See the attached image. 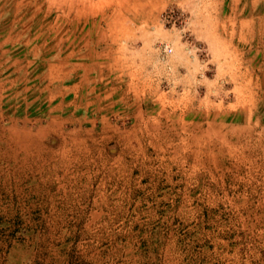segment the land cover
<instances>
[{
  "label": "rangeland",
  "instance_id": "374dc122",
  "mask_svg": "<svg viewBox=\"0 0 264 264\" xmlns=\"http://www.w3.org/2000/svg\"><path fill=\"white\" fill-rule=\"evenodd\" d=\"M0 264H264V0H0Z\"/></svg>",
  "mask_w": 264,
  "mask_h": 264
},
{
  "label": "crops",
  "instance_id": "0c3cea01",
  "mask_svg": "<svg viewBox=\"0 0 264 264\" xmlns=\"http://www.w3.org/2000/svg\"><path fill=\"white\" fill-rule=\"evenodd\" d=\"M107 25H108V30L112 31V36H113L111 39H109L111 42H108V44L105 47L106 56L110 58L107 61V63H108V66L110 69H112L110 66L114 67V69H112L113 70L112 75L114 77L115 76L120 77V75L124 74V70H121V69H124L123 65H121V67H120L119 65H115V64H120V62L124 63V59H121V58H123V56L126 54V52L129 51V48H127L126 46H124L121 43V39L124 40V34H125L124 32L126 30L130 31V26H129V23L127 22V19H125V17L120 18L118 20H116L115 18L111 19V20L107 21ZM131 31H132V29H131ZM125 50H127V51H125ZM115 68L118 70V73H116V74H115ZM134 84H135L134 86H137V83H134ZM128 85H129V83H128ZM125 104H127V103L125 102ZM145 116L146 115H142V118H139V117L133 118V121L134 122L136 121L135 124H140L141 121L143 123V120L144 121L145 120L151 121L150 118H146ZM150 117H152V116H150ZM137 120H138V122H137ZM141 125L142 124L139 125V128H141L140 127Z\"/></svg>",
  "mask_w": 264,
  "mask_h": 264
},
{
  "label": "built area",
  "instance_id": "2783aa9c",
  "mask_svg": "<svg viewBox=\"0 0 264 264\" xmlns=\"http://www.w3.org/2000/svg\"><path fill=\"white\" fill-rule=\"evenodd\" d=\"M167 48H169L168 46L165 47V50H167Z\"/></svg>",
  "mask_w": 264,
  "mask_h": 264
}]
</instances>
